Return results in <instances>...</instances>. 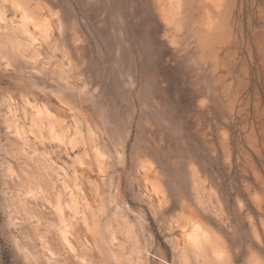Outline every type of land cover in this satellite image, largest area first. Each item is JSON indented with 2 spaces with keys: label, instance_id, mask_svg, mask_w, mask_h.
<instances>
[{
  "label": "rangeland",
  "instance_id": "374dc122",
  "mask_svg": "<svg viewBox=\"0 0 264 264\" xmlns=\"http://www.w3.org/2000/svg\"><path fill=\"white\" fill-rule=\"evenodd\" d=\"M0 264H264V0H0Z\"/></svg>",
  "mask_w": 264,
  "mask_h": 264
}]
</instances>
